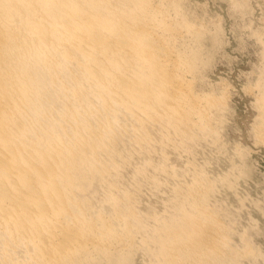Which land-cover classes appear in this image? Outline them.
Segmentation results:
<instances>
[{
	"label": "bare ground",
	"instance_id": "bare-ground-1",
	"mask_svg": "<svg viewBox=\"0 0 264 264\" xmlns=\"http://www.w3.org/2000/svg\"><path fill=\"white\" fill-rule=\"evenodd\" d=\"M178 1L0 0V263L92 264L98 258L126 263V253L143 234L147 238L140 245L155 246L154 253L151 246L145 252H152L155 264L220 260L225 227L209 209L205 214L204 204L196 209L189 203L199 209L191 213L177 196L183 201L174 210L171 204L175 217L148 227L142 222L148 218L140 220L130 203L135 194L131 198L124 191V200H118L108 182L120 174L117 159L123 161L117 142H126L131 133L146 142V125L166 132L168 127L188 139L209 127L210 111L222 107L225 97L201 95L188 79L196 54L189 58L178 42L194 27L181 17ZM123 120L136 127L128 125L133 130L125 132ZM99 182L107 183L102 185L107 191L98 201L111 213L104 204L95 207L98 201L92 204L97 194H90V187L96 183L92 188L99 193ZM193 187V195L204 198L198 191L208 188Z\"/></svg>",
	"mask_w": 264,
	"mask_h": 264
},
{
	"label": "rangeland",
	"instance_id": "rangeland-1",
	"mask_svg": "<svg viewBox=\"0 0 264 264\" xmlns=\"http://www.w3.org/2000/svg\"><path fill=\"white\" fill-rule=\"evenodd\" d=\"M177 3L179 4L178 7L181 10V15L183 14L181 17L184 21L187 19V23L191 25L192 28L194 27L193 33H185V39H181L179 41L181 43L178 42V47L180 48L181 46L182 51L189 56V58L193 54H196L193 55V57L197 59V64L192 57L191 59L195 61L193 63L194 66L196 65V69H194L197 71L196 74L193 73L195 70L191 72V76L188 74V79H190V81L192 78L193 81L195 80V83L192 82L195 84L194 86L196 87L195 90L197 93L201 95L206 94L205 96L210 95L212 97L214 95L216 97L223 96L226 101L225 99H221L220 101L223 103L225 101L226 104L224 106L223 103H220L222 105L220 108L224 107L223 109H220L218 106L219 110L215 108L212 109L213 111H210V114H212L210 117L212 119L209 117L210 121L208 120V122H213L212 124L208 123V125L209 127L210 125L212 126L210 127L211 130L206 126L201 128L202 134L205 133V131L203 133V129L206 130L209 128L208 134L207 130L204 136L200 135L201 133L197 134L200 130H196V132H193L194 134H189L190 136L187 134L190 137H188V139L186 136H181V134H177L179 135L177 138L176 134H171L172 130L168 127H166L168 133L163 131L165 130V127H163L164 125H162L163 128L160 127L161 125L158 126L161 129H157L154 125H151L154 126V128H150L151 126L146 125L145 128L142 127V130L144 131L147 129L145 130L147 135L144 136V140L147 141L145 142L137 137L136 140L139 138V141L136 142L135 139L130 138L132 133L129 138L128 133V135H126L127 137H124L126 134L125 132L130 130L131 126L134 127L135 125H132V123L128 124L129 121L123 120L126 125L123 126L125 132L123 131L122 134H125L123 136L121 134V137L128 138L126 142L123 139L125 143L122 141L127 145H121L122 142H117V147L115 146L117 148L115 149L123 156V161L121 157L117 159L116 163L120 166V168H118L120 174L118 173L116 174L118 176L115 175V177L109 178L108 182L115 187H113L114 189L112 188V191L115 192V196L117 192H119L120 195L123 194L124 191L127 195L129 193V197L131 198L132 194H135L132 198L134 202L130 199V203L135 212L138 210L136 215L138 216L139 214L140 217H138L140 220L141 218L143 219V216H145L144 218H148L142 220V222L146 221V223H144L147 224V226L149 224L152 225V227L156 226L155 224L158 220L159 222L161 220L169 221L172 213L174 214L171 217H175L177 209H175L174 212L173 210L174 207H178L179 203L183 201H180L181 199H184V204L187 203L188 205L182 203L179 206L182 205L184 209L188 211L190 208L191 213L199 211V209H196L199 206L202 207L201 205L204 204L202 208L205 209V214L211 212V216L215 213L216 217L218 216L216 219L223 221L221 222V226L224 225L222 227H225L223 228L225 231H222L223 240L228 237V239H226L227 241L224 240L226 246L223 244L224 242L221 237L219 245H221L220 248L225 250L224 252L222 249V251H219V254H221V252L223 254L222 257L218 255L221 257H219L220 260L212 262L214 264H229L231 261L232 263L230 264H236L239 259L237 264H264V138H261L264 136V0H179ZM192 75L195 78L192 77ZM128 125L131 126L128 127ZM143 133L145 134V132ZM143 133L141 134L144 135ZM165 133L168 135L170 133V135L168 136ZM261 134L263 136H260ZM146 136H148V139H146ZM182 138L184 139V144H182ZM131 139H133V141H131ZM128 140L131 142L129 143ZM148 140L151 142L149 143ZM141 141L147 145L149 143L150 148H148L149 146L146 148V144L144 145V143L143 147ZM134 142L138 144L141 142L140 147L143 148L141 149L135 146ZM128 143L130 145L132 143L133 145L130 146ZM143 149L145 151L147 149V151L144 152ZM140 150L144 153H140ZM124 154H128L127 156L131 155L132 158L129 156L131 161L130 158ZM118 162H120V164H118ZM123 162L127 164H123ZM149 165H151V167H148ZM145 167L149 169L145 170ZM141 168H143V170ZM152 168L155 170H157V168L159 169L156 172ZM135 169L137 170L135 171ZM159 170L163 173L159 172ZM137 171L140 172V175L137 174ZM164 171L166 172L164 173ZM151 179L154 181L152 180V182ZM194 180L197 182V185ZM202 181L205 182L206 185L212 186L211 189L210 186H204L205 184ZM155 182H158V185ZM193 182L195 183L194 185ZM96 183L98 184L97 181ZM96 183H92L90 187V194L100 195H93V197L97 199L95 200L92 198L94 200V203H92L94 206L100 202L98 200L102 198V195L103 198L105 197V192L102 191L104 189L106 190L105 187L107 186L106 182V184H100L99 182L100 185L96 190L102 187V185L106 186H104V188L102 187V189L100 188L101 193L100 190H98V193L94 191V185H97ZM199 184H203V186ZM192 185L194 187L200 186V190H203L205 187L208 188V190H204L207 191L205 193L203 191H201L202 193L198 191L200 194L204 195V198L202 195L201 199L200 195L195 196L197 195L195 194V190H193L195 193H193V191L191 192L192 189L190 188L193 187ZM187 188L189 190H187ZM172 189L174 190L172 191ZM185 190L195 195L192 197L189 192ZM119 195L117 194L116 196L120 198L118 200H124L121 195ZM177 196L180 200H177V198L175 199ZM192 198H195L196 201ZM198 198L202 201L198 200ZM92 199L91 202L93 201ZM102 199L101 202L103 201ZM174 201L176 202L175 204L173 203ZM191 202L195 208L197 207L195 210H192L194 207L192 204H189ZM194 202L197 206H195ZM196 202H199V205ZM100 203L95 207L98 208L102 207L101 205L103 204L105 205V202H103V204ZM171 204H173V210L171 209ZM105 206L106 211H111L108 204ZM121 222L122 221H120L119 225ZM222 223H225L226 226ZM115 224L117 227V221ZM226 227L228 229H226ZM143 235L137 237L139 241H141L140 244L143 243L141 239ZM144 237L143 240H146L147 237ZM137 240L136 244H139ZM139 245L130 248L132 251L129 249L128 254L126 253V255H128L127 260L130 259V261L126 263L120 262L118 264H155L154 260L156 257L154 256L155 259H152V252L154 253L155 251L151 250L154 249L155 246L148 244V246L152 247L148 249L149 247L146 246L147 244H144L145 247ZM245 246H247V248H245ZM147 249L152 251L151 254L145 253L149 252ZM244 249H246V252L244 251L243 255L242 252ZM20 252L21 251L16 254L20 256L22 253ZM236 252L240 254L238 255ZM241 254L243 258H240L242 257ZM17 255L16 258L18 260ZM23 255L20 256L22 258L19 257L20 260L23 259ZM150 255H152V258ZM236 257L239 258L234 262ZM95 259L97 260V257H95ZM95 259L93 261H95ZM95 262L92 264H106V261H102L99 258L97 262Z\"/></svg>",
	"mask_w": 264,
	"mask_h": 264
}]
</instances>
